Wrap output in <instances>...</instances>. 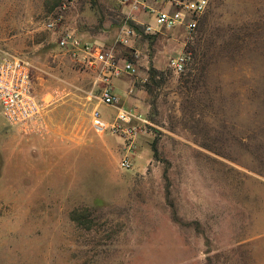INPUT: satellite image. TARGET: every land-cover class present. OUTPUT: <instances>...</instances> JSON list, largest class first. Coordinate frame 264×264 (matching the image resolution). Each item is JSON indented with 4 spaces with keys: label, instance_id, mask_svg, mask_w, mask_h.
I'll return each instance as SVG.
<instances>
[{
    "label": "rangeland",
    "instance_id": "rangeland-1",
    "mask_svg": "<svg viewBox=\"0 0 264 264\" xmlns=\"http://www.w3.org/2000/svg\"><path fill=\"white\" fill-rule=\"evenodd\" d=\"M121 10L0 0V55L29 62L41 102L25 124L0 113V264H264V0H209L189 33L137 13L128 44ZM65 30L134 72L79 63ZM106 83L153 125L110 132L115 109L89 95Z\"/></svg>",
    "mask_w": 264,
    "mask_h": 264
},
{
    "label": "built area",
    "instance_id": "built-area-1",
    "mask_svg": "<svg viewBox=\"0 0 264 264\" xmlns=\"http://www.w3.org/2000/svg\"><path fill=\"white\" fill-rule=\"evenodd\" d=\"M121 6L123 24L119 28L118 41L128 44L135 36V30L129 22L133 21L137 13L144 14L152 19V23L140 22L144 32L162 33L163 31L181 30L189 33L195 30L200 17L209 5V0H113ZM52 23H48L51 26ZM57 45L60 48L76 54L79 63L98 61L102 63V71L111 77H118L122 73L134 72L132 63L121 59L118 64L114 55L104 51L101 47L82 41L70 31H62ZM183 57L170 59L169 65L175 70H181ZM94 98L107 106L115 109V114L109 124L112 133L122 131L131 136L134 125L152 126L153 124L141 113L134 109L126 108L120 104L119 96L113 92L110 83L102 86ZM41 102L32 90L30 64L23 57L3 52L0 55V113L8 125H20L37 118ZM92 127L103 132L108 128L107 121L103 120L95 108L91 111ZM123 169H128L131 157L123 155L118 162Z\"/></svg>",
    "mask_w": 264,
    "mask_h": 264
},
{
    "label": "crops",
    "instance_id": "crops-1",
    "mask_svg": "<svg viewBox=\"0 0 264 264\" xmlns=\"http://www.w3.org/2000/svg\"><path fill=\"white\" fill-rule=\"evenodd\" d=\"M149 18H150V17H148V16H146V15H144V14H141V15L138 16V20H139L140 22H145V21H146V22L152 23V21H151V22L149 21Z\"/></svg>",
    "mask_w": 264,
    "mask_h": 264
}]
</instances>
